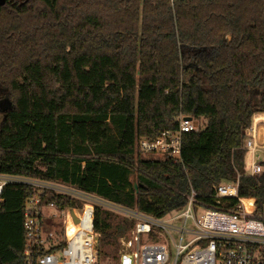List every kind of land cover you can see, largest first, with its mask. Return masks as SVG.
<instances>
[{"label": "trees", "instance_id": "obj_1", "mask_svg": "<svg viewBox=\"0 0 264 264\" xmlns=\"http://www.w3.org/2000/svg\"><path fill=\"white\" fill-rule=\"evenodd\" d=\"M257 114L264 115V0L0 5V175L64 185L155 218L182 210L191 190L213 205L215 187L238 183L240 198L264 215V170L250 176L245 166ZM180 116L206 121L184 135L182 164L138 150V139L178 130ZM34 195L32 186L4 189L0 264L29 259L24 213ZM39 199L66 214L60 241L35 250L33 262L73 245L85 204L51 191ZM102 207L84 233L96 239L98 259L116 258L135 220Z\"/></svg>", "mask_w": 264, "mask_h": 264}, {"label": "built area", "instance_id": "obj_2", "mask_svg": "<svg viewBox=\"0 0 264 264\" xmlns=\"http://www.w3.org/2000/svg\"><path fill=\"white\" fill-rule=\"evenodd\" d=\"M186 118L179 117L176 131H165L155 140L138 139V150L144 155L167 157L174 164H182L184 135L199 132L198 121H188ZM263 147L257 129L252 126L244 145L247 155L251 157L250 163L245 165L246 169L249 168L250 173L247 174L250 176H258L264 170L255 157L257 150ZM9 185L35 188V195L27 202L24 213L27 239L24 255L29 258L26 264H66L68 258L73 257L76 259L74 264H97L98 243L94 237L85 235L86 227L83 226L86 207H92L89 227L96 204L135 220L129 238L120 240V264H264V215L255 213L254 201L240 198L238 183H222L215 187L213 205L200 201L197 193L191 190L184 208L163 218L108 205L64 185L7 175H0V203L3 202L4 189ZM43 191L78 198L85 204L80 211L81 226L77 228L73 245L60 253L38 257L33 262L31 257L35 250L56 246L53 244L56 235L44 226V211H57L63 218L66 214L65 211L59 212L53 204L41 205L39 195ZM229 200L237 202L230 207ZM173 249L174 257L171 253Z\"/></svg>", "mask_w": 264, "mask_h": 264}, {"label": "rangeland", "instance_id": "obj_3", "mask_svg": "<svg viewBox=\"0 0 264 264\" xmlns=\"http://www.w3.org/2000/svg\"><path fill=\"white\" fill-rule=\"evenodd\" d=\"M6 106H7V104L5 103V100H4L1 103V107H2V109H6ZM198 124H199L198 131H202L205 128L206 121L204 119H201L200 121H198ZM260 131L262 132L263 130L261 129ZM255 157L257 159V162L260 163L261 165H263V163H264V150L263 149H258L256 154H255ZM249 163L250 162L248 160L247 164H249ZM247 173H250V171L247 170ZM90 205L94 206L93 204H90ZM102 208H104V207H102ZM104 209H108V207H105ZM119 215H121V217H125L122 214H119ZM91 216H92V207L91 206H87L86 207V213H85V216L83 218V225H88L89 224ZM62 222H63V217L62 216L60 217V215H59V213L57 211H54V210H45L44 211V216H43L44 226H45L47 231L53 232L56 235V237H57L56 241L53 243L54 245H57L56 243H58L60 241V239L58 237H59V233L61 232V223ZM129 234H130V232L124 237L129 238L128 237ZM174 237H175V239H178L177 235H174ZM120 240H119V243H120ZM122 246H121V250H122ZM98 248H99V246H98ZM119 249H120V246H119ZM104 252L106 254L114 255L112 249L106 248L104 250ZM171 253H172V257H174L175 256V250L174 249L171 250ZM75 257H78V256H75ZM75 260L76 259L74 257L73 258H68L66 264H74ZM97 264H120L119 251H118V254H117L116 258H114L113 256H110V255H105V254L102 255L101 257H99V259L97 261Z\"/></svg>", "mask_w": 264, "mask_h": 264}, {"label": "crops", "instance_id": "obj_4", "mask_svg": "<svg viewBox=\"0 0 264 264\" xmlns=\"http://www.w3.org/2000/svg\"><path fill=\"white\" fill-rule=\"evenodd\" d=\"M252 126H254L257 129L259 142L264 144V115L263 114L255 115L253 118ZM261 129L263 130L262 132L260 131ZM261 149L264 150V147ZM248 160L250 161L251 157L249 155H246V164L248 163ZM247 170H249L248 167H247L246 171Z\"/></svg>", "mask_w": 264, "mask_h": 264}, {"label": "water", "instance_id": "obj_5", "mask_svg": "<svg viewBox=\"0 0 264 264\" xmlns=\"http://www.w3.org/2000/svg\"><path fill=\"white\" fill-rule=\"evenodd\" d=\"M5 1L6 0H0V5L3 6L5 4ZM5 103L7 104V108L11 107L10 103L7 100H5ZM186 120L191 121L192 119L187 117ZM134 187H135V189H137V185L136 184L134 185Z\"/></svg>", "mask_w": 264, "mask_h": 264}]
</instances>
